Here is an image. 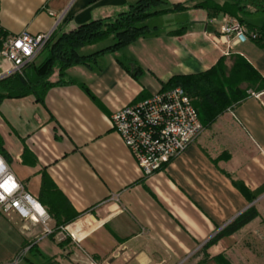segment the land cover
Wrapping results in <instances>:
<instances>
[{"label": "crops", "instance_id": "crops-1", "mask_svg": "<svg viewBox=\"0 0 264 264\" xmlns=\"http://www.w3.org/2000/svg\"><path fill=\"white\" fill-rule=\"evenodd\" d=\"M137 1L0 0V33H46L57 18L56 32H68L126 12ZM166 1L168 8L184 4L186 9L153 18L159 25H149L156 28L152 34L89 65L70 67L66 83L51 88L44 102L30 95L0 103V156L13 175L46 211L42 187L49 176L79 214L73 222L87 221L80 244L60 248L51 239L61 250L52 259L61 256L65 264H88L90 257L102 264H199L214 236L254 205L259 216L207 247V259L219 264L214 258L223 255L232 264H264L262 100L250 93L232 105L161 172L147 178L112 126L118 109L150 98L174 76L206 72L223 57L242 56L264 78V46L250 41L226 55L225 45L219 50L204 37V32L221 30L226 14L210 17L197 6L206 0ZM240 17L250 28L263 27ZM99 45L83 47L80 51L90 50L81 54L111 46ZM234 181L242 182L250 196ZM37 226L18 214L0 213V264L28 260L21 253L32 241L37 244L33 251L41 253Z\"/></svg>", "mask_w": 264, "mask_h": 264}, {"label": "trees", "instance_id": "trees-1", "mask_svg": "<svg viewBox=\"0 0 264 264\" xmlns=\"http://www.w3.org/2000/svg\"><path fill=\"white\" fill-rule=\"evenodd\" d=\"M233 1L234 3L220 5L212 0H206L197 6L205 9L210 17H215L220 13L239 16L241 10H245L246 13L264 12V0H252V2L259 3L258 8L253 10H246L247 6L241 5V0ZM167 3L166 0H139L130 6L128 11L119 14L123 19L121 18L109 25L106 31L97 30L100 26V20H93L68 32L61 34L56 32L46 47L48 53L43 62L40 64L33 62L26 66L22 73L14 74L0 81V103L6 98H21L30 95H33L36 100L44 102L51 88L66 83L64 78L70 67L89 65L98 56L106 52L121 49L142 37L152 34L156 28L141 24L146 19L186 9L184 4H175L169 8L153 10L159 5H167ZM239 18L243 22L240 16ZM261 28H264V25ZM111 36L115 40L111 46L91 55L81 54V48L97 45ZM256 43L264 46V38L256 41ZM55 76H57V80H53ZM176 87L184 89L198 112L204 130H206L228 108L246 99L250 91L258 92L264 89V78L246 59L234 54L230 57L221 58L216 66L206 72L172 77L163 85L161 91ZM2 154H4V142L0 136V155ZM234 184L247 196H250V192L242 182L234 181ZM42 192L44 197L42 198V205L55 221V232L61 226L73 222L78 217L79 214L66 202L49 176H44ZM255 197L254 194L252 199ZM258 216V210L253 205L236 217L204 247L203 252L206 256L199 264H208L207 247L213 245L222 237L236 233ZM51 239L55 241L54 237ZM57 244L60 248H64V245L69 244V242H58ZM36 246L37 244H34V241L26 243L29 251L37 250ZM214 259L219 264H232L223 255Z\"/></svg>", "mask_w": 264, "mask_h": 264}, {"label": "built area", "instance_id": "built-area-1", "mask_svg": "<svg viewBox=\"0 0 264 264\" xmlns=\"http://www.w3.org/2000/svg\"><path fill=\"white\" fill-rule=\"evenodd\" d=\"M60 22L61 18H57L54 27L42 34L24 31L8 36L0 33V81L22 73L26 66L35 62L55 35ZM204 37L219 50L225 45L223 53L229 55L240 44L263 39L264 28H250L226 14L221 30L204 32ZM263 94L251 93L264 105ZM111 122L144 178L161 172L204 132L196 108L181 87L159 91L150 98L123 106L112 114ZM0 161V213L5 216L18 214L33 224L42 225L45 237L53 235L55 230L50 227L47 211L25 191L1 156ZM86 223L81 219L61 226L57 231L60 240L69 236L80 244ZM76 225L78 228L74 231L72 228ZM87 263L102 264L91 257Z\"/></svg>", "mask_w": 264, "mask_h": 264}, {"label": "rangeland", "instance_id": "rangeland-1", "mask_svg": "<svg viewBox=\"0 0 264 264\" xmlns=\"http://www.w3.org/2000/svg\"><path fill=\"white\" fill-rule=\"evenodd\" d=\"M217 2H220V3H223L224 1H230V0H215ZM248 1V2H247ZM251 0H241L240 1V4L241 5H246L247 8L246 10H253L255 8H258L259 6V3L258 2H250ZM168 6L167 5H159L158 7H156L155 9L153 10H160V9H164V8H167ZM244 9V8H243ZM239 16H243V18L245 19V21L249 22V23H252L253 25H264V13L259 11V12H256V13H253V14H247L245 12V10H241ZM239 16H233L234 18H237V19H240ZM123 19V17L119 16V15H116V16H112V17H107V18H103V19H99L100 20V26L97 28V30L99 31H106L108 29V26L113 24L114 22L118 21L119 19ZM153 18L155 17H152V18H149V19H146L145 21H143L141 24L142 25H146L147 27H150L151 25L154 26V25H159V21L158 20H152ZM168 18H174V17H168ZM162 24V22H160ZM165 25H168L166 24V21L164 22ZM150 25V26H149ZM163 25V24H162ZM152 28V27H150ZM64 33V32H62ZM57 34H61V32H58ZM115 40H114V37H110L109 39L99 43L100 45L98 47H104V46H107V45H112L114 44ZM98 45V44H97ZM88 50L90 49H86L84 51V49H82L80 52L83 53V52H88ZM48 52L47 48L42 52V54H46ZM45 58V56H41L39 61L37 62L38 64L41 63V61ZM253 91H250V93H252ZM173 161V160H172ZM171 161V162H172ZM74 223V222H72ZM37 227L40 228V230L37 232V235H35V240H37V238L43 236V238L40 240H38L39 242V249L41 251L40 252H37V251H29V250H26L25 252L23 251L21 254L23 255L25 253V256L24 257H27V259L29 260H24V258L20 259L19 262H17V264H65L64 261H63V258H61V256L59 257H56V258H51V256L55 255V253H58L59 254V251L61 252V250L57 249V246L55 245V243L51 240L52 237H54L55 239V242L58 243V242H66L68 241L69 244H75V241L72 240L71 237L67 236L64 240H60V235L55 232L52 235L48 236V237H45L44 236V227L42 225H38ZM52 236V237H51ZM64 236V235H62ZM34 237V236H33ZM56 248V249H55ZM58 250V252H56ZM19 259V258H18ZM17 259V260H18ZM14 262H16V260H14ZM31 262V263H30Z\"/></svg>", "mask_w": 264, "mask_h": 264}, {"label": "bare ground", "instance_id": "bare-ground-1", "mask_svg": "<svg viewBox=\"0 0 264 264\" xmlns=\"http://www.w3.org/2000/svg\"><path fill=\"white\" fill-rule=\"evenodd\" d=\"M0 163H1V161H0Z\"/></svg>", "mask_w": 264, "mask_h": 264}]
</instances>
